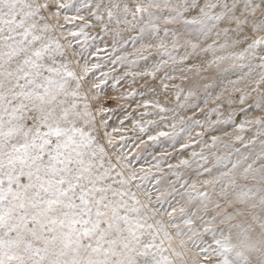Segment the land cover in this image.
<instances>
[{
    "label": "snow or ice",
    "instance_id": "1",
    "mask_svg": "<svg viewBox=\"0 0 264 264\" xmlns=\"http://www.w3.org/2000/svg\"><path fill=\"white\" fill-rule=\"evenodd\" d=\"M0 264H264V0H0Z\"/></svg>",
    "mask_w": 264,
    "mask_h": 264
},
{
    "label": "rangeland",
    "instance_id": "2",
    "mask_svg": "<svg viewBox=\"0 0 264 264\" xmlns=\"http://www.w3.org/2000/svg\"><path fill=\"white\" fill-rule=\"evenodd\" d=\"M125 150L126 151H130V152H135V147H134V145L132 144V141L131 140H129L128 142H127V144H126V147H125Z\"/></svg>",
    "mask_w": 264,
    "mask_h": 264
}]
</instances>
